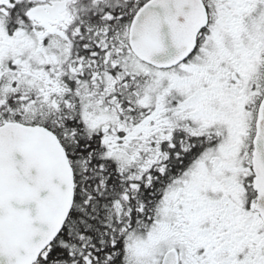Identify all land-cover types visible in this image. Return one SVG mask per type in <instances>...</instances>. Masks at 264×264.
<instances>
[{"label":"snow or ice","instance_id":"obj_1","mask_svg":"<svg viewBox=\"0 0 264 264\" xmlns=\"http://www.w3.org/2000/svg\"><path fill=\"white\" fill-rule=\"evenodd\" d=\"M0 264H264V0H0Z\"/></svg>","mask_w":264,"mask_h":264}]
</instances>
